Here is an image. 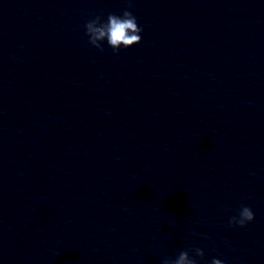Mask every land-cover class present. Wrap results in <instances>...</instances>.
I'll use <instances>...</instances> for the list:
<instances>
[{
    "label": "clouds",
    "instance_id": "clouds-1",
    "mask_svg": "<svg viewBox=\"0 0 264 264\" xmlns=\"http://www.w3.org/2000/svg\"><path fill=\"white\" fill-rule=\"evenodd\" d=\"M129 7L131 3L129 2ZM85 34L88 37V43L103 51V42L118 52L121 47L129 48L141 42L140 33L142 27L138 25L136 16L132 11L125 9L122 15L109 13L106 21L100 15L88 20L85 25ZM255 218L254 212L249 206H241L237 215L229 218L228 225L245 227L247 223ZM196 257L203 258L204 251L201 248L192 249ZM161 264H197V260L189 255V250L179 251L175 258L165 257ZM211 264H224L220 259H213Z\"/></svg>",
    "mask_w": 264,
    "mask_h": 264
}]
</instances>
